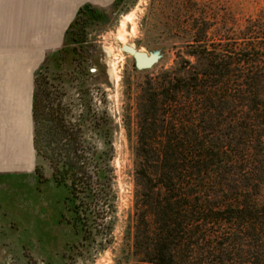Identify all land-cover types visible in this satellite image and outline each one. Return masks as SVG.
I'll list each match as a JSON object with an SVG mask.
<instances>
[{"label":"trees","instance_id":"1","mask_svg":"<svg viewBox=\"0 0 264 264\" xmlns=\"http://www.w3.org/2000/svg\"><path fill=\"white\" fill-rule=\"evenodd\" d=\"M211 26L195 21L173 66L145 70L128 86L135 111L125 121L135 179L128 264H264V20L250 21L239 44L210 42ZM58 76L52 83L46 63L34 76V151L79 200L75 227L107 236L119 126L84 99L76 114ZM87 122L104 148L87 139Z\"/></svg>","mask_w":264,"mask_h":264},{"label":"rangeland","instance_id":"2","mask_svg":"<svg viewBox=\"0 0 264 264\" xmlns=\"http://www.w3.org/2000/svg\"><path fill=\"white\" fill-rule=\"evenodd\" d=\"M60 1L59 7L55 3L38 8L30 0H0V67L3 71L12 63L8 57L12 56V73L19 77L21 68L33 64L34 84L35 73L46 63L52 83H60L58 75L63 74L67 100L76 114L85 100L94 109L106 110L119 126L112 138L117 193L114 225L107 236L75 227L79 200L71 196L69 183L53 178L49 162L34 151L28 169L0 168V264H128L135 188L125 129L128 116L135 113L128 86L141 83L145 70L134 72L135 60L122 47L129 45L154 56L147 70L156 74L173 66L176 53L192 41L195 21L212 24L206 36L210 42L239 44L240 33L250 21L264 20V0ZM81 8L84 13L70 29ZM63 16L64 26L58 21ZM19 24L29 28L26 41L14 39ZM25 44L27 48L5 52ZM5 107L6 103H0V155L11 160L15 153L2 147L15 145L17 129ZM18 113L22 117L21 110ZM3 130L9 136L2 135ZM95 133L87 122V139L104 148ZM103 239L110 240L103 245Z\"/></svg>","mask_w":264,"mask_h":264},{"label":"crops","instance_id":"3","mask_svg":"<svg viewBox=\"0 0 264 264\" xmlns=\"http://www.w3.org/2000/svg\"><path fill=\"white\" fill-rule=\"evenodd\" d=\"M32 7H41V8H50L54 6L55 3L60 6V0H30ZM93 3L101 4L103 2H110L113 0H91ZM21 5H24L21 3ZM28 6L27 4H25ZM59 18L60 14L58 15ZM59 24L65 25V16L62 19L58 20ZM17 26V25H16ZM15 26V27H16ZM65 29V28H64ZM18 35L15 34L14 39L28 40L29 39V28L23 27V25L17 26ZM31 32V31H30ZM22 43V42H21ZM24 44V43H23ZM27 48L25 46H16L13 49L5 50L9 52L11 50H19L20 48ZM8 56V55H7ZM12 63H7L8 65L4 68L3 71L0 67V103H6L5 107L8 114L14 116L15 120H12V126H15V145L7 143L5 147H2L3 150L14 152L13 159H9L5 156L0 155V168H3V171H11L20 168L28 169L32 165L33 160V116H32V107H33V96H34V84L32 79L33 73V64L31 66H25L21 68L20 76H13L12 70L15 68V59L12 56ZM14 63V64H13ZM16 70V69H15ZM4 109V108H2ZM19 110L22 112V117L19 115ZM11 123H7L8 126ZM5 126V127H6ZM2 135L9 136L8 131H2ZM1 135V134H0ZM29 148V150H28ZM2 150V149H0ZM22 151V152H21ZM28 153H30V160L28 159ZM6 162V163H5ZM26 162V163H25Z\"/></svg>","mask_w":264,"mask_h":264},{"label":"water","instance_id":"4","mask_svg":"<svg viewBox=\"0 0 264 264\" xmlns=\"http://www.w3.org/2000/svg\"><path fill=\"white\" fill-rule=\"evenodd\" d=\"M122 51L134 58L136 68L139 70L149 69L156 60L154 56H149L147 53L140 52V50L129 45H124Z\"/></svg>","mask_w":264,"mask_h":264},{"label":"bare ground","instance_id":"5","mask_svg":"<svg viewBox=\"0 0 264 264\" xmlns=\"http://www.w3.org/2000/svg\"><path fill=\"white\" fill-rule=\"evenodd\" d=\"M140 52H142V51H140Z\"/></svg>","mask_w":264,"mask_h":264}]
</instances>
